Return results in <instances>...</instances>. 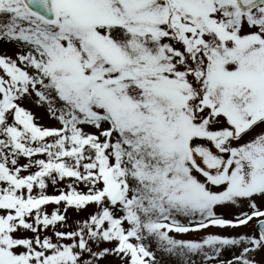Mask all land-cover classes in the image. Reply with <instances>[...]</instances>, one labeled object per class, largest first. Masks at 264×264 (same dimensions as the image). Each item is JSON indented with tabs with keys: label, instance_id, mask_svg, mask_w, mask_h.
<instances>
[{
	"label": "snow or ice",
	"instance_id": "1",
	"mask_svg": "<svg viewBox=\"0 0 264 264\" xmlns=\"http://www.w3.org/2000/svg\"><path fill=\"white\" fill-rule=\"evenodd\" d=\"M0 45V264H264V0H0Z\"/></svg>",
	"mask_w": 264,
	"mask_h": 264
},
{
	"label": "rangeland",
	"instance_id": "2",
	"mask_svg": "<svg viewBox=\"0 0 264 264\" xmlns=\"http://www.w3.org/2000/svg\"><path fill=\"white\" fill-rule=\"evenodd\" d=\"M13 49L7 45H0V52H7L8 54H12L13 53ZM27 107H30L32 109V111L40 118L39 122L44 124L45 126H48L50 123H52L51 121H49V119L47 118L45 112L43 109L41 108H37L36 106L32 105V104H27ZM49 194H56V189L53 187H49L48 189ZM54 208V206H49V210L51 211ZM70 216L73 218V220L76 219V214L73 212H70ZM210 232H219V229H210ZM251 231V230H248ZM257 259H260V256H257ZM112 264H117L116 261H113Z\"/></svg>",
	"mask_w": 264,
	"mask_h": 264
}]
</instances>
